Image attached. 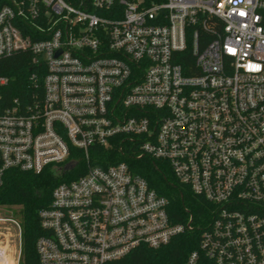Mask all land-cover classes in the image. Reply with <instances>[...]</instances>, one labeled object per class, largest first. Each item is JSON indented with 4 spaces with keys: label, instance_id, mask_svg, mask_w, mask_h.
I'll return each instance as SVG.
<instances>
[{
    "label": "built area",
    "instance_id": "obj_1",
    "mask_svg": "<svg viewBox=\"0 0 264 264\" xmlns=\"http://www.w3.org/2000/svg\"><path fill=\"white\" fill-rule=\"evenodd\" d=\"M20 52L19 91L0 74V184L86 165L39 210V264H113L195 229L98 148L165 161L213 205L185 264H264V0H0V60Z\"/></svg>",
    "mask_w": 264,
    "mask_h": 264
},
{
    "label": "trees",
    "instance_id": "obj_2",
    "mask_svg": "<svg viewBox=\"0 0 264 264\" xmlns=\"http://www.w3.org/2000/svg\"><path fill=\"white\" fill-rule=\"evenodd\" d=\"M29 53H16L0 60V74L15 79L14 92L26 83L32 70ZM92 153V162L105 164V158L125 160L131 170L141 175L159 194L168 199V214L173 222H183L189 214L195 229L175 235L169 243L158 248L141 245L113 264H185L188 254L198 249L199 227L206 226L212 218L213 205L190 189L180 184L166 162L147 156L127 157L116 150L106 151L98 148ZM94 158V159H93ZM74 169L60 172L45 168L39 173L9 170L0 184V206H18L15 215L21 227V249L18 264H39L35 248L36 240L43 234L39 210L51 201L53 188L63 181L75 179L86 172V165L79 158ZM198 264H211L200 255Z\"/></svg>",
    "mask_w": 264,
    "mask_h": 264
},
{
    "label": "rangeland",
    "instance_id": "obj_3",
    "mask_svg": "<svg viewBox=\"0 0 264 264\" xmlns=\"http://www.w3.org/2000/svg\"><path fill=\"white\" fill-rule=\"evenodd\" d=\"M18 208V206H3L0 213L3 216L13 217L19 222V218L15 215V211H17ZM7 229L9 231H6ZM20 249L21 240L18 234V228L10 223H0V264H13V261L17 262V260L19 262ZM2 255H5V258Z\"/></svg>",
    "mask_w": 264,
    "mask_h": 264
},
{
    "label": "water",
    "instance_id": "obj_4",
    "mask_svg": "<svg viewBox=\"0 0 264 264\" xmlns=\"http://www.w3.org/2000/svg\"><path fill=\"white\" fill-rule=\"evenodd\" d=\"M74 165H75V162H73V161L68 162V163L64 166L62 172H65V171H67V170L72 169V167H73Z\"/></svg>",
    "mask_w": 264,
    "mask_h": 264
},
{
    "label": "crops",
    "instance_id": "obj_5",
    "mask_svg": "<svg viewBox=\"0 0 264 264\" xmlns=\"http://www.w3.org/2000/svg\"><path fill=\"white\" fill-rule=\"evenodd\" d=\"M5 258V255H2Z\"/></svg>",
    "mask_w": 264,
    "mask_h": 264
}]
</instances>
